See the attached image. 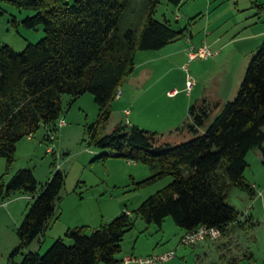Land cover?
<instances>
[{
	"label": "trees",
	"instance_id": "16d2710c",
	"mask_svg": "<svg viewBox=\"0 0 264 264\" xmlns=\"http://www.w3.org/2000/svg\"><path fill=\"white\" fill-rule=\"evenodd\" d=\"M0 1L34 12L22 20L26 28L42 25L45 29V37L22 52L0 46V158L6 159L7 171L23 138L34 136L42 125L56 126L64 95L77 100L89 93L99 107L97 121L88 127L90 143L109 151L95 160L118 157L149 166L151 176L138 182L139 188L173 178L142 202L133 211L135 216L158 228L171 217L186 232L202 225L219 228L223 235L231 225L245 228L241 213L228 201L233 188L251 199L257 196L245 173L247 156L254 149L261 151L264 165V42L246 70L237 97L225 104L206 133L177 146H164L159 144L158 132L137 125L102 134L118 92L135 71L137 53L161 50L185 34L170 21L155 18L161 0H149L140 28L124 33L118 30L122 0H75L72 5L65 0ZM182 1L169 0L175 6ZM189 114L188 129L195 133L210 119L206 108L198 114L191 107ZM64 184L60 170L40 189L30 169L18 170L8 182L1 178L0 198L25 193L34 199L17 229L19 245L8 264H122L123 239L135 227L127 210L91 233L88 226L69 228L65 238L72 244L59 238L44 255L28 252L22 262L15 261L47 230ZM239 262L233 258L229 264Z\"/></svg>",
	"mask_w": 264,
	"mask_h": 264
},
{
	"label": "rangeland",
	"instance_id": "374dc122",
	"mask_svg": "<svg viewBox=\"0 0 264 264\" xmlns=\"http://www.w3.org/2000/svg\"><path fill=\"white\" fill-rule=\"evenodd\" d=\"M74 1L65 0L69 5ZM122 3L124 11L118 24L119 32L140 28L149 0H122ZM33 14V11L19 10L0 1V46L9 45L22 52L28 44L42 40L45 37L44 26L29 29L22 25V20ZM155 18L170 21L175 30H185V34L167 48L137 53L135 72L121 88L123 98L113 102L111 118L102 134L110 135L120 126L127 129L126 125H137L158 132L160 145L177 146L205 134L225 104L237 97L246 70L264 42V33L255 40L245 38L264 32V0H183L179 6L172 5L169 0H161ZM206 39L207 43L219 40L215 47L220 50V55L210 60L189 61V41L199 46ZM189 77L192 84L190 92L187 86ZM173 90L177 92L170 96ZM137 96L140 98L135 100ZM191 107H195L198 114L206 108L210 114L207 125L199 128L198 133L188 129L192 123ZM125 109L132 115H127ZM98 115L99 107L91 94L77 100L64 95L60 119L66 121L65 126L58 127V121L56 126L42 125L34 136L23 138L18 143L15 161L9 171L6 159L0 158V182L1 178L8 182L18 170L30 169L40 189L53 172L60 170L65 174V184L47 230L29 250L16 256L17 263L22 262L28 252L44 255L59 238L72 244L65 238L67 223L80 222L83 225L79 226H88L91 233L126 210L132 213L135 227L125 235L121 254L127 256L135 251L137 257H145V253L154 247L153 240L157 237L148 229L150 225L135 216L133 211L173 178L167 177L139 188L137 183L151 176L149 166L118 157L95 160L109 152L90 143L88 127L97 121ZM178 128L182 130L178 131ZM49 135L54 136L52 142L45 139ZM48 148L53 152H47ZM247 161L246 178L258 184L257 195L260 192L264 194L261 151H250ZM33 201V197L25 193L0 198V264H8L10 254L19 245L17 229ZM255 201L239 189L233 188L229 192L228 202L241 213L245 226L242 230L235 224L238 232L233 236L239 241L232 252L239 259V264H264V201ZM248 215L253 219L244 218ZM152 227L158 228L154 224ZM164 227L168 242L172 240L167 251L178 248V227L174 220L168 218ZM12 242L17 246L9 251ZM6 250L10 253L6 254ZM192 251L190 247L180 246L177 258L182 264H197ZM247 253L250 254L249 259L245 257ZM174 260L155 264H174ZM214 260L215 256L210 254L206 264H225Z\"/></svg>",
	"mask_w": 264,
	"mask_h": 264
},
{
	"label": "crops",
	"instance_id": "0c3cea01",
	"mask_svg": "<svg viewBox=\"0 0 264 264\" xmlns=\"http://www.w3.org/2000/svg\"><path fill=\"white\" fill-rule=\"evenodd\" d=\"M263 33L264 32H261L260 34H258L259 36L251 35V36H247L245 38H249V39H253L254 38L253 40H255L256 38L260 37L261 34H263ZM192 37H193V35H192ZM203 41H204L203 43L208 44L209 47L211 48V50L216 54L213 58L214 59L217 58L220 55V50L218 48H216L215 45L218 43L219 40L218 39H215V40H213L210 43H207V39L206 40H203ZM165 48H167V47H165ZM118 94H119V97L117 96V99L123 98L124 93H122L121 90L118 92ZM138 98H140V97L137 96L134 99L137 100ZM127 111H129V114L132 115V113H131L130 110H126L125 109V113ZM49 149H51V148H48L47 149V152H49ZM251 184L255 187L256 192H257V187H258L257 185L258 184H256V183H251ZM259 198L264 201V196L262 198L259 195H257L254 198V200H256L255 203L258 202V201H260ZM127 212L130 213V211H128V210H127ZM244 217H247V218L248 217L249 218L251 217L253 219V216L252 215H248V216H244ZM166 220H165V222H166ZM165 222H164L162 228H159V229L156 228V230L155 229H152L153 228L152 225H150L148 227L149 230L153 231V233L155 234V236L157 237V239L156 240H153L154 241L153 242V246L154 247H152V249L150 251H148L147 253H145V257L153 256V255H160V254H163V253L168 252L167 250L170 247V244L172 243V240L171 241L169 240L170 243L168 242V239H167V236H166V229H165L166 227H164L165 226ZM79 225H83V224H80V222L67 223L65 228L68 230L69 228L78 227ZM241 229L244 230V228H241ZM176 230H177L176 235H178L176 238L178 239V242H179V245H178V248H179L181 246V239L184 236V234L186 233V231L184 229L179 228V227ZM237 232H238V229L235 227V225H232L231 226V229L228 232V236L229 237L226 236V235H223L220 239H218L216 241H210L209 240V241L200 243L198 245H195L193 247H190V248L193 249L192 255L194 254L195 257H196V259L198 260V261H196V263L197 264H206V262H208V259H209V255L210 254H213L215 256V260L213 262H215L218 259L219 262L220 261H224L225 264H229V262H230L231 259L237 258L236 256H234V254H232L233 250H236L235 246L238 247V245H239V241L237 239H234L233 238V236H237ZM159 234H162V235L159 236ZM34 242L31 244V247L34 244ZM232 242L234 244H232ZM213 243H215V244H213ZM11 245L12 246H10L8 248L9 251H11L12 247H16L17 246V243L16 242H12ZM31 247H29L27 250H29ZM178 248L174 249L176 251V257L174 258L175 260L173 259L174 260V264H182V261L180 260V258L179 259L177 258L178 257ZM6 251H7L6 254L10 253L8 250H6ZM169 251H171V250H169ZM129 256H136L135 251L132 254H128L127 256H123L122 254H120L119 259L124 260L126 257H129ZM140 257H144V256H140ZM131 264H134V263H131Z\"/></svg>",
	"mask_w": 264,
	"mask_h": 264
},
{
	"label": "built area",
	"instance_id": "2783aa9c",
	"mask_svg": "<svg viewBox=\"0 0 264 264\" xmlns=\"http://www.w3.org/2000/svg\"><path fill=\"white\" fill-rule=\"evenodd\" d=\"M190 48L188 51L189 61L196 60H209L213 58L216 54L211 50L208 44L203 43L202 45H194L191 40L189 41ZM188 91L190 92L192 88L190 77L187 81ZM176 90H173L169 93L170 96H174L176 94ZM119 97V94L117 95ZM129 114V111L126 112ZM66 125V121L64 119H59L58 127H63ZM32 137V136H29ZM49 139L53 141L54 136L49 135ZM52 152V148L49 149V152ZM260 197L263 198L264 194L259 193ZM223 236L222 231L219 228L208 227L206 225L199 226L193 231L186 232L181 239V246L183 247H193L200 243L206 241H216ZM176 257V251L171 250L166 253L160 255H153L148 257H137V256H129L123 260L122 264H155L157 262H167Z\"/></svg>",
	"mask_w": 264,
	"mask_h": 264
},
{
	"label": "water",
	"instance_id": "95a60500",
	"mask_svg": "<svg viewBox=\"0 0 264 264\" xmlns=\"http://www.w3.org/2000/svg\"><path fill=\"white\" fill-rule=\"evenodd\" d=\"M126 126H128V125H126Z\"/></svg>",
	"mask_w": 264,
	"mask_h": 264
}]
</instances>
